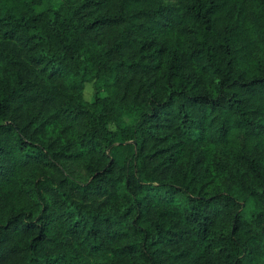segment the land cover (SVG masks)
<instances>
[{"label":"trees","instance_id":"obj_1","mask_svg":"<svg viewBox=\"0 0 264 264\" xmlns=\"http://www.w3.org/2000/svg\"><path fill=\"white\" fill-rule=\"evenodd\" d=\"M0 264H264V0H0Z\"/></svg>","mask_w":264,"mask_h":264},{"label":"rangeland","instance_id":"obj_2","mask_svg":"<svg viewBox=\"0 0 264 264\" xmlns=\"http://www.w3.org/2000/svg\"><path fill=\"white\" fill-rule=\"evenodd\" d=\"M93 88L91 86V84H86L85 88H84V98L87 101H90L92 96H93Z\"/></svg>","mask_w":264,"mask_h":264}]
</instances>
